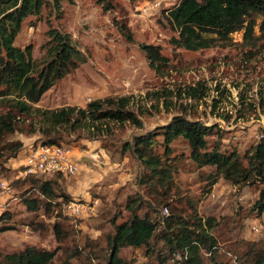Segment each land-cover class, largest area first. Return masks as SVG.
I'll return each mask as SVG.
<instances>
[{"label": "rangeland", "instance_id": "374dc122", "mask_svg": "<svg viewBox=\"0 0 264 264\" xmlns=\"http://www.w3.org/2000/svg\"><path fill=\"white\" fill-rule=\"evenodd\" d=\"M102 2L60 0L57 4L55 0H45L39 14L24 20L15 43L21 48L31 45L33 57L41 62L48 31L56 28L69 33L87 56V62L58 81L35 106L84 108L98 99L130 97L129 107L142 121V127L100 124L99 130L91 129L93 134L84 129L73 133L65 130L68 142L64 144L80 165L79 172L64 176L60 182L72 200L89 207L83 214H70L73 217L66 223L68 230L74 229L70 244L77 240L84 245L89 237L107 247L106 235L113 230V221L127 219L130 200L142 197V206L137 209L140 215L161 217L196 209L204 220L215 218L219 224L213 234L222 257L233 262L238 238L264 240V216H257L253 210L259 187L236 186L222 177L216 184L207 185L206 176L212 169L200 167L191 157L187 141L178 138L171 146L175 168L172 188L157 189L142 182L146 172L142 162L130 151H123V145L136 135L167 124L175 115H182L213 129L207 138L209 149L219 145L221 150L237 149L241 154L251 149L264 137V33L257 26L252 38L245 39L240 31L232 35V43L190 51L170 42L177 34L168 25L164 10L178 0ZM102 4L113 8L104 9ZM122 18L132 31L131 41L118 29ZM142 44L160 45L162 53L169 57V65L160 71L154 69ZM10 108V101L0 98V113ZM25 121L28 124L30 119ZM8 139L22 141L24 147L0 167V213L11 209L18 227L0 233V251L27 245L55 249L58 242L51 227L40 234L26 223L37 219L52 226L56 217L28 211L20 198L22 190L31 185L29 181L19 182L25 177L21 167L42 135L16 132ZM4 182L6 186H2ZM121 255L129 264H159L144 248H123ZM58 257L55 264H66L61 252ZM68 264L80 261L72 259Z\"/></svg>", "mask_w": 264, "mask_h": 264}, {"label": "trees", "instance_id": "16d2710c", "mask_svg": "<svg viewBox=\"0 0 264 264\" xmlns=\"http://www.w3.org/2000/svg\"><path fill=\"white\" fill-rule=\"evenodd\" d=\"M55 1L60 3V0ZM44 4L45 0H0V98L8 99L11 106L9 111L0 113V167L24 147L22 141L8 139L16 132L42 135L32 146L33 151L41 145L66 147V132L84 129L93 134L91 129L99 130L100 124L129 123L142 127L141 119L129 107L130 97L98 99L84 108L35 106L58 81L87 62L85 52L73 42L72 36L56 28L48 31L49 38L43 44L45 58L41 62L33 57L31 45L21 48L15 44L24 20L31 14H39ZM102 5L104 9L113 8V5ZM164 15L177 34L171 37V44L190 51L232 43V35L240 31L244 32L245 39L252 38L257 26L264 33V0H178L164 10ZM118 29L127 40H132L126 19L118 22ZM141 48L157 71L169 65V57L162 53L160 45L142 44ZM26 119H30L28 124ZM109 130L113 134V129ZM212 132L211 127L198 121L175 115L167 124L125 142L123 151H130L142 162L146 170L142 182L169 191L175 171L171 146L176 139L184 138L193 160L200 167L212 169L206 176L207 185L216 184L222 177L236 186H258L253 210L257 216H264V137L241 154L237 149L221 150L219 145L209 149L207 138ZM160 147L164 150L160 151ZM21 169L24 171L25 166ZM64 176L62 173L51 176L35 173L19 179L20 183L29 181L31 184L20 195L25 208L56 217L52 226L37 219H30L26 225L40 234L51 227L57 247L27 245L9 252L0 251V264H55L58 252L65 256L66 264L72 259L79 260L80 264H129L121 255L122 249L127 247L144 248L159 264H264V240L238 238L233 251L235 260L229 261L222 257L218 239L213 234L219 224L215 218L204 220L196 209L188 214L168 213L161 217L150 213L140 215L137 209L142 206V197L130 200L127 219L120 223L113 221V230L106 235L107 247L89 237L84 245L77 240L71 245L74 229L68 230L66 223L73 216L66 211V205L75 200L60 182ZM17 228L13 211L6 208L0 213V233Z\"/></svg>", "mask_w": 264, "mask_h": 264}, {"label": "built area", "instance_id": "2783aa9c", "mask_svg": "<svg viewBox=\"0 0 264 264\" xmlns=\"http://www.w3.org/2000/svg\"><path fill=\"white\" fill-rule=\"evenodd\" d=\"M79 163L74 159L71 149L60 145H41L34 149L25 159V175L41 173L47 176L62 173L65 176L79 172ZM6 186V183H2ZM89 207L80 201H72L66 205L70 214L80 215ZM257 229V228H256Z\"/></svg>", "mask_w": 264, "mask_h": 264}]
</instances>
